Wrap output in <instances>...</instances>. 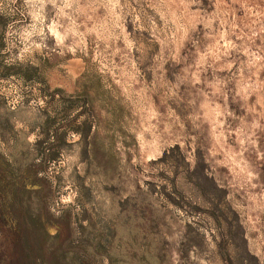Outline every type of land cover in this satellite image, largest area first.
I'll return each instance as SVG.
<instances>
[{
  "label": "rangeland",
  "instance_id": "1",
  "mask_svg": "<svg viewBox=\"0 0 264 264\" xmlns=\"http://www.w3.org/2000/svg\"><path fill=\"white\" fill-rule=\"evenodd\" d=\"M0 264H264V0H0Z\"/></svg>",
  "mask_w": 264,
  "mask_h": 264
}]
</instances>
